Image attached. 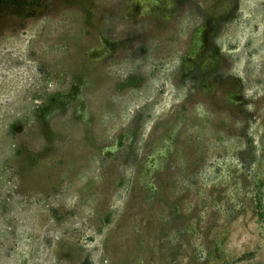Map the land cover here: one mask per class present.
I'll return each instance as SVG.
<instances>
[{
    "label": "rangeland",
    "instance_id": "rangeland-1",
    "mask_svg": "<svg viewBox=\"0 0 264 264\" xmlns=\"http://www.w3.org/2000/svg\"><path fill=\"white\" fill-rule=\"evenodd\" d=\"M1 13L0 264H264V0Z\"/></svg>",
    "mask_w": 264,
    "mask_h": 264
},
{
    "label": "trees",
    "instance_id": "trees-1",
    "mask_svg": "<svg viewBox=\"0 0 264 264\" xmlns=\"http://www.w3.org/2000/svg\"><path fill=\"white\" fill-rule=\"evenodd\" d=\"M0 17L3 16L1 11L7 6V0H0Z\"/></svg>",
    "mask_w": 264,
    "mask_h": 264
}]
</instances>
